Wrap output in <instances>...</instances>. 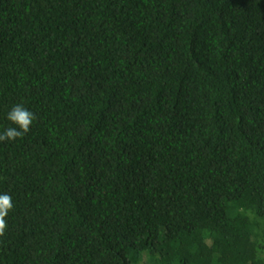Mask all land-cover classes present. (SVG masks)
<instances>
[{
	"label": "trees",
	"instance_id": "obj_1",
	"mask_svg": "<svg viewBox=\"0 0 264 264\" xmlns=\"http://www.w3.org/2000/svg\"><path fill=\"white\" fill-rule=\"evenodd\" d=\"M0 264H264V0H0Z\"/></svg>",
	"mask_w": 264,
	"mask_h": 264
},
{
	"label": "clouds",
	"instance_id": "obj_2",
	"mask_svg": "<svg viewBox=\"0 0 264 264\" xmlns=\"http://www.w3.org/2000/svg\"><path fill=\"white\" fill-rule=\"evenodd\" d=\"M7 119L15 127H8L0 134V142H14L23 138L37 119L35 113L24 107L22 103L15 104L7 114ZM12 197L8 193L0 194V237H4L8 229L7 217L14 210Z\"/></svg>",
	"mask_w": 264,
	"mask_h": 264
}]
</instances>
